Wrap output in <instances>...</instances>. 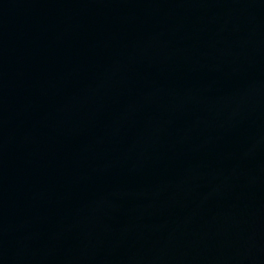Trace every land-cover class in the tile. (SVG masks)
<instances>
[{"label":"water","instance_id":"1","mask_svg":"<svg viewBox=\"0 0 264 264\" xmlns=\"http://www.w3.org/2000/svg\"><path fill=\"white\" fill-rule=\"evenodd\" d=\"M0 264H264V0H31Z\"/></svg>","mask_w":264,"mask_h":264}]
</instances>
